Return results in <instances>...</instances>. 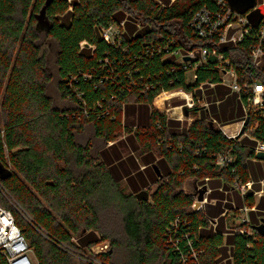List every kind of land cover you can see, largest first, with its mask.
<instances>
[{
    "label": "trees",
    "instance_id": "1",
    "mask_svg": "<svg viewBox=\"0 0 264 264\" xmlns=\"http://www.w3.org/2000/svg\"><path fill=\"white\" fill-rule=\"evenodd\" d=\"M210 2L52 0L47 14L54 25L38 32L35 13L45 0H0V161L14 168L0 176V188L22 211L10 209L35 264H182L179 251L167 243L174 222L189 227L195 247L204 250L202 264H264V235L225 236L222 215L248 205L256 208L250 212L253 225L264 218V194L258 201L253 194L257 181L237 197L236 206L225 202L223 190L254 179V149L264 144V104L249 110L243 128L255 127L253 138L227 136L199 107L192 111L193 122L179 130V121L153 106L164 90L191 91L206 81L222 91L215 94L219 103L230 93L213 60L195 70L191 84L188 68L166 57L179 47L210 45L189 25L195 11ZM125 19L120 44L101 38L103 26ZM249 42L218 45L241 79L239 67L250 66ZM49 43L56 48L53 69L47 65ZM256 76L264 83V67ZM228 97L213 110L225 127L234 115ZM120 135H127L135 151L139 143L137 155L124 158ZM221 152L233 156L224 167L216 164ZM190 178L210 183L216 203L193 211L194 196L183 190ZM122 180L132 192L121 187ZM149 186L151 199L138 200L136 193ZM0 204L10 206L1 189ZM238 214L235 209L232 216ZM99 240L110 247L85 257ZM0 264H9L2 251Z\"/></svg>",
    "mask_w": 264,
    "mask_h": 264
},
{
    "label": "built area",
    "instance_id": "2",
    "mask_svg": "<svg viewBox=\"0 0 264 264\" xmlns=\"http://www.w3.org/2000/svg\"><path fill=\"white\" fill-rule=\"evenodd\" d=\"M125 21L126 19L108 26H103L100 32L101 38L111 44H120L121 36L125 32ZM189 25L193 34L207 40L210 42V45L205 44L192 48L184 46L179 47L176 50L169 51L166 57H170L178 64L188 68V70L186 69L187 82L191 84H195L197 79L195 70L199 66L207 64L209 60H213L216 68L221 73L220 83L225 85L230 90L231 94L237 95V98L243 104L244 115L243 119L240 121L239 128H235L234 131L231 129L232 126L228 129V127L218 123L209 115H207V119L223 130L229 137L236 138L243 134L242 137L248 136L253 138L251 130L255 129V127L248 128L245 131H243V128L246 124L249 110L252 109L256 111L262 108L264 104V83L256 76V72L264 67V0H256L255 6L245 13L234 10L227 0H211L210 3L204 4L195 11ZM246 40L250 41L248 46L250 66L247 69H243L242 66L239 67L244 73V78L241 79L237 67L231 62V59L219 49L218 45L229 44L231 46H237ZM171 44H174L173 40H171ZM160 50L162 49L160 48ZM174 70L175 67L172 66L169 72ZM216 86V82L206 81L195 86L191 91H187L183 87H178L169 91L164 90L154 98L153 106L162 114L167 115L161 107V105L165 103L164 101H166L163 95L166 94L165 98L169 96H181L184 99V103L171 108L173 111L179 108L182 115L184 114L186 119H189L188 122L190 125L196 118V116L192 114L195 107H199V113L201 111H209L210 101L207 91ZM168 118L171 119L170 117ZM179 119L180 118L176 119V121H182ZM172 120H174V118H172ZM188 126L180 124L178 128L179 130H183V128H187ZM254 150L256 155L260 150H264V144L258 142ZM253 160L258 161L257 158ZM232 161L233 156L230 152H221L217 154L216 164L220 167H224ZM206 180H208V178ZM197 182L200 181L197 180ZM259 183L264 187V177ZM253 185L254 179L250 178V180L245 183L237 181L232 188L236 189L241 197H244L253 190ZM207 193L208 192L205 193L199 209H204L207 203H215V198H211L213 201H208L209 196H206ZM257 193L262 192L253 190L254 196ZM195 202L196 198L194 197L192 206L195 205ZM232 202L235 203L234 201ZM235 209H238L239 213L241 212L244 216L242 217L238 214L235 218L233 217V219H231L232 224L229 225V214L234 215ZM254 209V207H249L248 205H243L240 208L234 207L232 213L231 210L227 209L222 214L225 217L227 215L225 220L227 231L224 232V235L227 236L228 234L235 233L255 238L256 233L260 234L251 220L250 212ZM237 218H239V223L234 225ZM211 223L215 228L217 219H214ZM190 235L191 232L189 227L185 228L182 227L179 222H174L166 232L167 243L172 244L175 249L179 251L182 264H190V260H192L191 264H202L199 260V256L204 250L195 247L194 240L190 238ZM180 236L186 239V251H184L180 245ZM250 245L251 244L248 243V246ZM108 247V243H104L101 246L102 252H105ZM0 251L5 254L9 264H35L30 255L31 248L29 243L21 228L18 226L13 212L2 204H0ZM231 258L233 259L232 256Z\"/></svg>",
    "mask_w": 264,
    "mask_h": 264
},
{
    "label": "rangeland",
    "instance_id": "3",
    "mask_svg": "<svg viewBox=\"0 0 264 264\" xmlns=\"http://www.w3.org/2000/svg\"><path fill=\"white\" fill-rule=\"evenodd\" d=\"M69 1H71V0H69ZM55 50H56V48H55V45H52V47H51V44L49 43V45H48V48H47V51H46V55H47V59H48V66L51 68V69H53L54 68V62H53V58H54V56H55ZM190 76H191V74H190ZM165 95L166 94H164L163 95V98L164 99H166V101H164L165 103L163 104V105H161V107L163 108V110L166 112V114H167V116L168 117H170L171 119L172 118H174V120H176V119H178V118H180L179 120H182V121H180V124H182V125H186V126H188L189 125V122H188V120L186 119V117L184 116V114L182 115V112H181V110L178 108V109H174V111H173V109L171 108V107H174V106H177V105H180V104H182V103H184V99L181 97V96H174V97H166L165 98ZM161 104V103H160ZM172 110V111H171ZM124 138V139H123ZM126 138V139H125ZM118 139H122V140H124V144L126 145H124V146H122L121 145V147H122V153H123V156H124V158H126L128 155H130V154H132V155H137V150H139L140 149V145H139V143L137 144V142H136V144H137V146H138V149L135 151L133 148H132V146H131V144H129V142H130V140L128 141V139H127V135H124V136H122V135H120L119 137H118ZM100 144H101V141L99 142ZM110 144H112V143H108V145H110ZM107 145V146H108ZM9 165H10V167H12L13 168V166H12V164L11 163H8ZM259 164H260V166H261V168H262V170H263V173H264V161L263 162H259ZM254 165H252V167H253ZM254 169L256 168V167H253ZM14 169V168H13ZM262 179V178H261ZM197 184H198V186L199 187H202V186H204V185H206L207 187H208V193H207V197L209 196V198H208V201H210L211 200V197H210V193L212 192L211 190H212V187H211V184L210 183H208V182H206V181H200V182H197ZM260 185H261V183H259ZM221 185H223V184H221ZM152 186V185H151ZM151 186H149V187H147V188H144V189H147V190H151ZM1 187V186H0ZM121 187H123L125 190H126V192H132V189L130 188V186L127 184V181L126 180H122L121 181ZM262 187V186H261ZM1 190H2V192L4 193V195L6 196V200L8 201V203H9V205L10 206H6V207H8V209H12V210H15V211H17L18 213H22V211H21V209H20V207L18 206V204H16V202L7 194V192L3 189V187L2 188H0ZM221 190V189H220ZM224 190V192H225V194L227 195V199L225 200V202H227L228 201V203L229 202H231V201H234L235 203H236V201L238 200L237 199V197H239L240 195L238 194V192H237V190L236 189H234V188H231V189H229V190H226V189H223ZM255 191H257L258 192V190H255ZM259 192H262V193H257V194H255V199H256V201H258L259 200V198L264 194V187H263V189L262 190H260ZM151 199V198H150ZM211 201H213V199L211 200ZM216 201H217V199H216ZM216 201H215V203H216ZM231 203H233V202H231ZM235 203H233L232 205L233 206H235ZM254 208H255V206H254ZM254 210H256V208L254 209ZM231 213H232V211H231ZM23 215V214H22ZM23 216H25V215H23ZM239 216H244V215H242V213L240 212L239 213ZM26 217V219L27 220H29L28 219V217L27 216H25ZM229 219H228V224L230 225V224H232L231 223V219H233V216L231 215V214H229ZM239 223V218H237V220L235 221V223H234V225H237ZM74 239L76 240L77 239V237H74ZM78 240V239H77ZM104 243H108V245H109V247H110V244H109V241H102V240H99L97 243H95V244H93L92 246H91V248L90 249H88L87 251H86V256L85 257H87V255L89 256L90 254H95V255H97V254H100L101 252H102V250H101V246L104 244ZM69 246H64V248H68ZM108 247V248H109ZM87 249V248H86ZM30 255H31V257H32V259L34 260V262L36 261V258H35V256H34V253H33V250L31 249V251H30Z\"/></svg>",
    "mask_w": 264,
    "mask_h": 264
},
{
    "label": "water",
    "instance_id": "4",
    "mask_svg": "<svg viewBox=\"0 0 264 264\" xmlns=\"http://www.w3.org/2000/svg\"><path fill=\"white\" fill-rule=\"evenodd\" d=\"M229 5L236 11L240 13H245L250 8L254 7L256 4V0H227ZM52 0H45V3L40 8L38 12L35 13L36 18V30L38 32H48L53 27L54 23L50 20L47 14V8L51 4ZM256 157L260 160L264 161V150H260L257 152ZM157 174L161 177L162 173L157 166V164L153 165ZM11 168L7 167L0 161V176L6 177L11 174ZM156 186L153 187V191H155ZM183 190L186 194L193 195L196 198L195 205L193 206V211H197L204 199L205 193L208 191V187L206 185L199 187L197 184V180L190 178L187 179L183 185ZM136 197L140 201L148 200L150 198V192L147 189H142L136 193ZM255 228L260 232V234L264 235V218L261 220L260 224H256Z\"/></svg>",
    "mask_w": 264,
    "mask_h": 264
},
{
    "label": "crops",
    "instance_id": "5",
    "mask_svg": "<svg viewBox=\"0 0 264 264\" xmlns=\"http://www.w3.org/2000/svg\"><path fill=\"white\" fill-rule=\"evenodd\" d=\"M225 88H227V87H225ZM215 89H216V87L213 88V89H209L207 91L208 98H209V101H210L209 111L208 112L203 111L202 113H205L206 116L209 115V116L213 117V119H215L218 123L223 125L224 122L221 121V119H218L216 116H214L215 113H213V110H214V108L215 109L217 108L218 111H219L220 108H221L219 106L224 102V98L228 97V95H231V93H229V92L226 93L224 98H223V101L221 103H219L220 100H217V97L215 96V94L217 93V96H220V93L222 91L219 93V90L215 91ZM222 90H223V88H222ZM228 100H229V105L228 106L231 107L232 114H234V115H233V117H230L228 119L230 122L226 126L228 127V129L232 126L231 129H232V131H234L235 128H239V126H240V123H241L240 121L243 119V115H244V109H243L242 102L236 96L234 97V96L231 95L230 99L228 97ZM259 162L260 161L253 162V165H254L253 167H256V168L255 169L252 168V170H251L252 171V176L254 177V181H257V184H259V181L261 180V178L264 177V173H263V170H262ZM255 179H257V180H255ZM253 187H254V185H253ZM262 189H263V187H261V185H260V188H254V191L255 190L260 191Z\"/></svg>",
    "mask_w": 264,
    "mask_h": 264
}]
</instances>
